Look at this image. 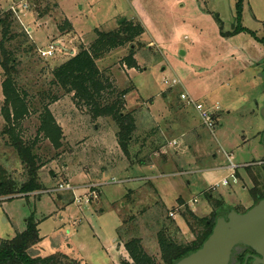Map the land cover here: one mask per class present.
Returning a JSON list of instances; mask_svg holds the SVG:
<instances>
[{"label": "rangeland", "instance_id": "rangeland-1", "mask_svg": "<svg viewBox=\"0 0 264 264\" xmlns=\"http://www.w3.org/2000/svg\"><path fill=\"white\" fill-rule=\"evenodd\" d=\"M27 1L30 8L16 16L38 47L41 62L20 78L38 87L80 45L89 46L95 40L96 28L116 30L124 18L137 27L134 45L118 47L97 59L114 87L128 90L126 108L136 116L137 131L128 160L118 142L116 123L110 117L94 119L89 108L77 104L72 95L50 106L63 128L60 149L43 134L37 135L38 113L29 115L18 132L27 141L38 136L37 152L46 162L39 173L43 185L52 190L64 184L67 190L0 197V241L23 232L27 219L34 216L44 218L39 225L43 239L32 254L61 252L87 264H122L131 261L125 242L137 236L163 264L158 235L164 226L175 221L170 231L179 242L190 243L197 237L198 229L182 215L186 210L209 218L217 199L223 215L254 205L253 177L264 187V44L247 32L221 35L215 15L223 20L224 31L235 28L237 0H53L43 17L38 16L33 0ZM11 3L0 0V15ZM139 24L145 29L140 30ZM242 24L264 35V0H243ZM51 46L54 54L42 56L40 49ZM131 46L135 67L128 60ZM251 57L261 59L250 64ZM174 79L185 87L173 84ZM3 80L0 67V165L22 182L25 166L3 133ZM188 85L199 93L207 91L202 99L220 107L214 129L205 128L194 106L180 98L179 92H186ZM138 151V158H149L146 167L132 165ZM232 164L237 166V181L227 168ZM225 178L229 185L212 189ZM93 183H101L95 190L99 197L87 203L85 195L93 192ZM128 189L135 192L125 198ZM123 220L128 223L119 237Z\"/></svg>", "mask_w": 264, "mask_h": 264}, {"label": "trees", "instance_id": "trees-1", "mask_svg": "<svg viewBox=\"0 0 264 264\" xmlns=\"http://www.w3.org/2000/svg\"><path fill=\"white\" fill-rule=\"evenodd\" d=\"M52 2L53 0H33L39 17L48 14L51 5H53ZM215 16H217L222 36L230 37L240 32H247L264 44V35L260 37L242 24L243 0L236 1L234 16L236 27L232 30L224 31L223 20L220 16ZM139 27L140 30L145 29L142 24H139ZM95 34L96 38L89 46L80 45L79 51L56 66L51 71V78L47 80L48 82H43L38 87L36 82L24 83L20 78L24 71L32 72L39 67L41 58L38 47L31 41L30 33L19 24L13 11L6 10L0 15V67L4 73L2 81L4 103L1 112L6 122L3 133L8 135V143L16 150L26 171V180L18 182L7 171V168L0 165V197L16 194L31 195L47 189L39 174L46 162L37 152L38 136L32 141H27L18 130L29 115L38 113L40 123L37 135L43 134L44 138L48 139L56 149L63 147V128L58 123L50 106L67 95H72L77 104L89 108L94 119L110 117L118 127L117 137L121 149L127 155L128 160L132 158L131 147L134 144L133 140L137 131V119L133 110L129 111L126 108L125 95L128 90H117L107 71H103L98 66L97 59L118 47L129 43L134 45L138 36L137 27H134L130 20L124 18L119 23L118 29L102 31L96 28ZM133 47H130L132 53L128 57L130 67L137 65L132 59ZM140 154L141 152L138 151L136 155H133L132 165H149V158H138ZM101 172L105 173L106 168H102ZM253 179L255 185L250 188V195L257 203L264 198V187L255 176ZM134 192L133 189H128L125 198L130 197ZM221 205L222 202L217 199L216 210L209 218H200L192 210H186L182 214L192 228L198 229L196 239L190 243L179 242L175 239L170 231L175 227L174 220L164 226L158 235L163 264H177L181 258L202 246L212 233L217 218L223 215L221 211H218ZM188 215L191 216L194 223L190 221ZM42 220L30 216L23 232L10 240L0 241V264H87L61 252L48 256H41L34 252L32 254L31 250L33 251L43 239L39 228ZM126 223L128 222L123 220V227H120L121 230L119 229V237H122V230ZM124 246L131 261L123 260L122 264H159L156 258L145 250L140 237H131Z\"/></svg>", "mask_w": 264, "mask_h": 264}, {"label": "water", "instance_id": "water-1", "mask_svg": "<svg viewBox=\"0 0 264 264\" xmlns=\"http://www.w3.org/2000/svg\"><path fill=\"white\" fill-rule=\"evenodd\" d=\"M261 115L264 118V104ZM239 244L259 254L253 264H264V198L245 212L232 209L226 216H219L202 246L177 264H229L233 249Z\"/></svg>", "mask_w": 264, "mask_h": 264}, {"label": "built area", "instance_id": "built-area-1", "mask_svg": "<svg viewBox=\"0 0 264 264\" xmlns=\"http://www.w3.org/2000/svg\"><path fill=\"white\" fill-rule=\"evenodd\" d=\"M10 1H12V3L9 6L8 10L13 11L17 15L21 11L28 10L30 8V3L27 0H20V1L10 0ZM53 50H54V46H51L48 50L40 49V53L44 57H49V56H52L54 54ZM180 83H181L180 80H176V79L173 80V84H175V85H179ZM180 98L182 100H186L188 105L194 106V108L199 113L200 120H201V122H202V124H203V126L205 128H208V129L212 130V129H214L216 127V124H217V116H216V114H217L218 111H220V107L218 105L217 106H213L211 108L207 107L201 101L193 98L188 92H181L180 93ZM175 143H176V141H175ZM231 159H233V157H231ZM227 168L233 171V173L230 176L234 179V181H237V177H236V168H237V166L232 164V165H229ZM229 183H230L229 179L225 178L221 182H218L217 184H215L212 187V189L216 190L217 187H219L221 185L222 186H227V185H229ZM100 184L101 183H93L92 187H90L91 191H93V192H91L90 196L85 195L87 203L91 202L92 199H95V198L98 197V193H96L95 190H97L99 188L98 186ZM63 188H64V184H59V186L57 188H54L52 190L48 189L46 191L51 193V192L67 190V189H63ZM69 189H72V188H69ZM35 193H39V192H35ZM35 193H32V194H35ZM77 199L81 200L82 197H79ZM194 201H197V199H195Z\"/></svg>", "mask_w": 264, "mask_h": 264}, {"label": "flooded vegetation", "instance_id": "flooded-vegetation-1", "mask_svg": "<svg viewBox=\"0 0 264 264\" xmlns=\"http://www.w3.org/2000/svg\"><path fill=\"white\" fill-rule=\"evenodd\" d=\"M226 215L227 214L221 216H226ZM256 256H259V254L251 247L244 244H239L235 246V248L233 249V254L231 256V260L229 264H253Z\"/></svg>", "mask_w": 264, "mask_h": 264}, {"label": "crops", "instance_id": "crops-1", "mask_svg": "<svg viewBox=\"0 0 264 264\" xmlns=\"http://www.w3.org/2000/svg\"><path fill=\"white\" fill-rule=\"evenodd\" d=\"M158 31V30H157ZM153 32V31H152ZM153 34H154V32H153ZM231 39H233V37H231ZM158 41L159 42H161V43H164L165 42V40H160V39H158ZM250 42H251V44L253 45V46H257V43L255 42H252L251 40H249ZM257 41V40H256ZM234 46H235V44H234ZM260 51H261V55L263 54V50L262 49H260ZM261 59V58H260ZM260 59H257V57H251V59H249V61H250V64H252L253 62H255V61H258V60H260ZM245 70V69H244ZM244 70H241V71H244ZM240 71V72H241ZM181 81V80H180ZM180 84H182V86L183 87H185L184 85H183V83H182V81H181V83ZM179 84V85H180ZM181 89H182V87H181ZM183 90V89H182ZM184 91H186V92H188L193 98H195V99H197V100H199V101H201V102H203L205 105H207L208 106V104H207V101H209L207 98H205V99H202V98H204V97H206V92L207 91H205L204 93H199V92H197L196 90H194L191 86H187L186 88H185V90ZM210 102V105H209V107H213V105H212V102L211 101H209ZM260 102H263V101H261L260 100ZM260 106V103H257V106ZM231 106V105H230ZM231 112V111H230ZM144 167H146V166H144Z\"/></svg>", "mask_w": 264, "mask_h": 264}]
</instances>
